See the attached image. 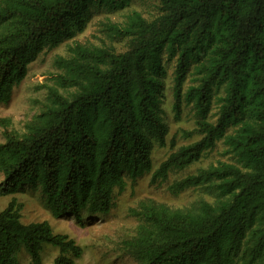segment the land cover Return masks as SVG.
Returning <instances> with one entry per match:
<instances>
[{"label": "trees", "instance_id": "obj_1", "mask_svg": "<svg viewBox=\"0 0 264 264\" xmlns=\"http://www.w3.org/2000/svg\"><path fill=\"white\" fill-rule=\"evenodd\" d=\"M130 1L0 0V102L36 54L84 29L90 11ZM156 1L152 18L132 10L122 22H105L108 38H125V49L75 42L56 58L59 71L47 76L56 86L41 111L25 132L3 131L0 197L31 185L55 217H103L128 182L145 174L165 181L220 141L226 160L168 186L204 187L212 200L185 209L140 202L123 247L137 264H264V0ZM170 65L173 118L190 105L194 124L181 132L197 138L154 167L152 148L168 133ZM22 206L12 197L0 207V264H20L22 252L43 264L45 246L57 249L52 264H76L82 247L46 220L24 222Z\"/></svg>", "mask_w": 264, "mask_h": 264}, {"label": "rangeland", "instance_id": "obj_2", "mask_svg": "<svg viewBox=\"0 0 264 264\" xmlns=\"http://www.w3.org/2000/svg\"><path fill=\"white\" fill-rule=\"evenodd\" d=\"M141 12L145 17L152 18L157 13L156 0H131L129 5L120 10L93 9L84 29L58 46L43 49L28 63L24 79L12 88L11 95L6 101L0 102V141L4 140L5 128L16 133H23L27 123L38 114L47 101L48 87L56 86L47 76L49 73L59 71L55 65L58 56H66L68 47L75 42L86 45H111L117 51L125 49L127 41L123 39H109L105 32V22H122L129 11ZM172 66H169L164 88L163 107L166 111L165 119L168 123V133L165 145L155 144L152 148V162L154 167L163 160L167 153L178 145L190 142L197 138L182 136V129H190L194 124V113L190 105H184L178 120L173 118L171 103ZM58 88V87H56ZM64 92V89L58 88ZM175 134V135H174ZM174 136L175 143L170 144ZM222 142L206 152L197 162L183 170H172L165 181L152 182L150 174H145L134 182H128L125 189L116 192L114 206L103 217L83 216L78 222L74 215H53L50 212L45 198L39 188L31 185H22L14 193L0 197V207L15 197L22 202L21 217L24 222L46 220L55 233H65L82 247V254L75 259L76 264H137L132 254L127 253L123 241L135 233L136 218L130 212L136 209L140 202L153 200L165 204L170 208H190L200 199L212 200L213 195L204 187H192L174 193L168 187L172 181L177 180L198 168L206 167L217 160H226L228 154L224 152ZM0 172V179L2 178ZM57 255V249L45 246L41 252L43 264H52ZM20 264H30V258L22 252Z\"/></svg>", "mask_w": 264, "mask_h": 264}]
</instances>
